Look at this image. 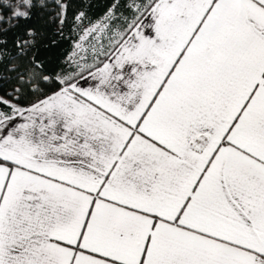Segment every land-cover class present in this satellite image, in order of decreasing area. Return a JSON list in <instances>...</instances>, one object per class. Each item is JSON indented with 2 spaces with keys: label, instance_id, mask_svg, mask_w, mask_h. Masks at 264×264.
Returning a JSON list of instances; mask_svg holds the SVG:
<instances>
[{
  "label": "snow or ice",
  "instance_id": "1",
  "mask_svg": "<svg viewBox=\"0 0 264 264\" xmlns=\"http://www.w3.org/2000/svg\"><path fill=\"white\" fill-rule=\"evenodd\" d=\"M0 264H264V0H0Z\"/></svg>",
  "mask_w": 264,
  "mask_h": 264
}]
</instances>
